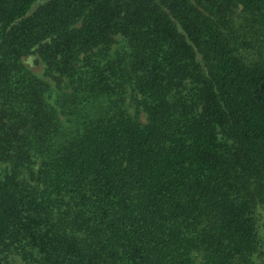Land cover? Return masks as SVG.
<instances>
[{
    "label": "trees",
    "instance_id": "trees-1",
    "mask_svg": "<svg viewBox=\"0 0 264 264\" xmlns=\"http://www.w3.org/2000/svg\"><path fill=\"white\" fill-rule=\"evenodd\" d=\"M258 208L264 0H0V264H253Z\"/></svg>",
    "mask_w": 264,
    "mask_h": 264
},
{
    "label": "rangeland",
    "instance_id": "rangeland-1",
    "mask_svg": "<svg viewBox=\"0 0 264 264\" xmlns=\"http://www.w3.org/2000/svg\"><path fill=\"white\" fill-rule=\"evenodd\" d=\"M22 64L35 76L43 78L45 81L49 82L48 79L43 77L44 65L38 59L36 54L31 53L27 56H24L21 59ZM52 84L50 83V86ZM142 118V117H141ZM263 222H264V212L261 208L256 210V235L259 240V248L257 252L252 256L251 262L253 264H264V231H263Z\"/></svg>",
    "mask_w": 264,
    "mask_h": 264
}]
</instances>
